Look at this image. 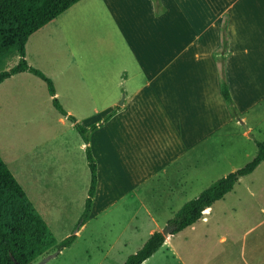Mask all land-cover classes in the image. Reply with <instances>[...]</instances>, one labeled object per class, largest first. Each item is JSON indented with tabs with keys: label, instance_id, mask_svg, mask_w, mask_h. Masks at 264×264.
<instances>
[{
	"label": "crops",
	"instance_id": "crops-1",
	"mask_svg": "<svg viewBox=\"0 0 264 264\" xmlns=\"http://www.w3.org/2000/svg\"><path fill=\"white\" fill-rule=\"evenodd\" d=\"M225 19L239 117L221 92ZM26 59L54 80L80 123L101 124L90 143L97 191L77 239L107 217L119 231L108 256L139 226L141 247L163 233L188 201L256 153L255 127L241 120L264 103V0H81L30 35ZM0 156L49 227L68 237L91 186L85 144L29 72L0 83ZM243 190L253 205L239 210L235 188L142 264H264V204Z\"/></svg>",
	"mask_w": 264,
	"mask_h": 264
},
{
	"label": "trees",
	"instance_id": "trees-1",
	"mask_svg": "<svg viewBox=\"0 0 264 264\" xmlns=\"http://www.w3.org/2000/svg\"><path fill=\"white\" fill-rule=\"evenodd\" d=\"M81 0H0V83L15 74L29 72L46 82L52 104L62 116L70 120L81 135L91 170V186L84 212L74 232L59 241L45 219L30 200L20 183L0 156V264H35L56 250L70 247L78 231L87 223L98 185V165L91 149V135L101 124L84 126L70 114L58 97L52 78L31 65L26 59V42L31 34L60 16ZM229 51L228 20L222 26V46L218 61L221 73V92L233 114L239 117L226 77L225 60ZM13 62L12 66H9ZM119 108L111 112L108 121ZM102 122V123H104ZM256 143L254 157L243 166L216 180L195 198L188 201L169 223L177 224L178 233L203 217V212L234 191L243 177L252 174L264 161V140L251 135ZM166 237L161 231L153 233L145 244L130 255L124 264H142Z\"/></svg>",
	"mask_w": 264,
	"mask_h": 264
},
{
	"label": "rangeland",
	"instance_id": "rangeland-1",
	"mask_svg": "<svg viewBox=\"0 0 264 264\" xmlns=\"http://www.w3.org/2000/svg\"><path fill=\"white\" fill-rule=\"evenodd\" d=\"M12 65L13 62L9 64V66ZM247 119L248 124L246 122L245 123L248 127H255L252 135L259 140H264V103L254 108L250 114L247 115ZM243 188H251L256 195L257 200L264 204V161L254 173L243 177L236 185L237 193L235 196L237 198L240 197L242 199V203L238 205L239 202L236 201V197H234L233 200L234 202H237V208L239 210H241V208L248 207L249 203L251 205L254 204V200L250 199L247 194H245ZM82 214L80 215V218ZM80 218L72 228L71 234L74 232ZM107 219V217H101V220L96 219L92 221L87 231L83 232L82 237L76 239L70 247L64 248L56 257L50 259L46 264H118L119 261L124 259V256L132 254L133 251H137L139 247H141L144 239L147 237L146 226H139L138 235L132 242H129L125 248L122 243L119 244L117 249L110 250L113 254L108 256L106 252L110 245V235L119 231L111 230L113 229V225L111 221ZM134 228H136V226H134ZM54 234L59 241L65 239H60L55 232ZM105 238H107V242ZM124 238L128 239L129 237ZM118 250H120L119 253ZM57 251L58 250L52 252L51 254ZM115 252L116 255L114 254ZM40 260H42V258L36 261V263Z\"/></svg>",
	"mask_w": 264,
	"mask_h": 264
},
{
	"label": "water",
	"instance_id": "water-1",
	"mask_svg": "<svg viewBox=\"0 0 264 264\" xmlns=\"http://www.w3.org/2000/svg\"><path fill=\"white\" fill-rule=\"evenodd\" d=\"M241 123L246 130H249L248 125L243 120H241ZM177 227H178L177 224L169 223L163 230L164 236L165 237L170 236L177 229ZM60 252H61V250H58L57 252H55L53 254H49L48 256L44 257L42 260H40L39 262H37L35 264H46L50 259L56 257Z\"/></svg>",
	"mask_w": 264,
	"mask_h": 264
},
{
	"label": "built area",
	"instance_id": "built-area-1",
	"mask_svg": "<svg viewBox=\"0 0 264 264\" xmlns=\"http://www.w3.org/2000/svg\"><path fill=\"white\" fill-rule=\"evenodd\" d=\"M206 212H207V211L205 210V211L203 212V215L206 214Z\"/></svg>",
	"mask_w": 264,
	"mask_h": 264
}]
</instances>
